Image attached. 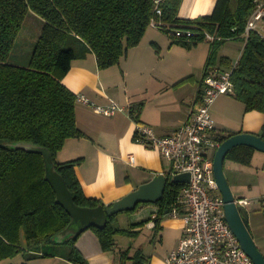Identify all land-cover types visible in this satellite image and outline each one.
Masks as SVG:
<instances>
[{"label": "trees", "instance_id": "1", "mask_svg": "<svg viewBox=\"0 0 264 264\" xmlns=\"http://www.w3.org/2000/svg\"><path fill=\"white\" fill-rule=\"evenodd\" d=\"M181 1L0 0V261L44 244L49 245L48 250L41 252L44 256H61L73 264H88L76 246L81 232L91 229L101 249L111 250L115 235H135L137 232L132 228L150 220L119 228L112 225L116 213L107 217L105 225L90 224L78 233L66 235L72 217L55 200V192L44 177L46 156L36 148L52 157L75 205L108 206L101 199L84 194L75 172L82 158L63 162L55 159L67 138L84 136L76 124V94L62 83V78L74 59L84 58L89 52L95 54L100 69L117 64L130 47L139 43L151 18L168 23L169 28L162 30L188 47L204 40V30L218 34L223 39L211 43L204 74L218 59L222 65L231 66L234 61L218 58L217 54L227 41L224 38L241 39L239 34L252 11L253 0H216L209 14L193 19L178 17ZM156 7L160 8V14H156ZM30 12L42 20L33 51L25 66L10 63V51ZM180 27H190L196 35L190 41L175 37L172 30ZM231 80L233 95L244 104V110L264 113V39L256 33L246 40ZM130 109L132 115L138 114L139 106ZM234 133L224 131L217 138L223 141ZM257 134L264 139V125ZM17 143L23 147H14ZM254 150L246 145L235 146L227 152L225 160L249 164ZM182 186L183 183L167 177L160 199L138 203L126 211L136 212L149 204L155 206L154 228H158ZM57 244H69L71 249L66 251ZM127 252L121 251L120 259ZM132 258L133 264L146 261L139 249Z\"/></svg>", "mask_w": 264, "mask_h": 264}, {"label": "crops", "instance_id": "2", "mask_svg": "<svg viewBox=\"0 0 264 264\" xmlns=\"http://www.w3.org/2000/svg\"><path fill=\"white\" fill-rule=\"evenodd\" d=\"M215 1L182 0L178 17L193 19L209 14ZM210 48L211 42L206 40L184 46L161 28L149 25L139 43L130 47L115 65L98 68L92 52L72 61L62 83L76 96L84 94L90 103L76 101V124L84 136L67 138L55 159L63 162L82 158L81 163L75 166V172L86 196L101 199L105 205H110L155 175L167 173L170 163L157 149L134 141L136 123L149 125L157 135L164 136L171 134L187 119L197 99ZM220 51L221 48L218 58L231 59ZM211 67L229 66L222 65L218 59ZM112 102L123 106V110L106 115L95 107ZM137 105L138 114L132 115L130 108ZM210 112L218 133L257 134L264 125V113L245 111L244 104L233 94L219 95L211 105ZM129 154L133 155V162L128 161ZM224 173L233 193L235 189L239 191L235 198L248 200L244 206L246 209L250 199H264V152L254 150L249 164L225 160ZM233 187L236 188L233 190ZM155 212L156 207L149 204L129 218L130 225L150 218L143 225L132 228L136 232L145 229L156 231V242L148 253L141 244L138 247L128 246V240L119 235H115L113 249L102 250L91 229L81 232L76 246L88 264H133L132 255L137 249L142 251L146 260L144 264H163L167 254L178 245L183 221L165 214L158 228H154L148 223L154 219ZM252 220L249 214L251 234L264 247V220L256 223ZM125 250L128 251L127 256L120 259V252ZM37 260L34 258L10 264H73L61 256L45 257L40 262Z\"/></svg>", "mask_w": 264, "mask_h": 264}, {"label": "built area", "instance_id": "3", "mask_svg": "<svg viewBox=\"0 0 264 264\" xmlns=\"http://www.w3.org/2000/svg\"><path fill=\"white\" fill-rule=\"evenodd\" d=\"M155 12L160 14V8L156 7ZM150 25L169 28L168 23L156 18H151ZM172 33L183 39L196 35L190 27L175 28ZM251 33L264 39V0H253L252 11L239 34L243 46ZM202 35L211 43L223 39L206 30ZM224 39L231 40L234 36ZM238 58L228 68L207 69L187 119L171 134L159 136L149 125L136 123L134 141L157 149L169 161L165 174L169 180L176 174H189V181L183 183L166 213L170 217L181 218L183 226L178 245L167 254L163 264H253L225 220L224 201L216 191L218 188L213 175V156L221 141L217 138L210 108L219 95L234 94L231 74ZM76 97L79 101L90 103L82 93ZM95 107L106 115L123 110V106L114 102ZM127 158L129 162L134 161L131 154ZM235 202L245 206L248 200L235 198ZM148 224L154 226L155 222L151 220Z\"/></svg>", "mask_w": 264, "mask_h": 264}, {"label": "water", "instance_id": "4", "mask_svg": "<svg viewBox=\"0 0 264 264\" xmlns=\"http://www.w3.org/2000/svg\"><path fill=\"white\" fill-rule=\"evenodd\" d=\"M246 145L264 152V139L252 132H237L221 141L213 156V175L216 186L224 201L225 220L236 235L241 247L252 259L253 264H264V255L256 245L249 227V214L242 205H237L235 196L231 190L229 182L224 173V161L227 152L235 146ZM14 147H23L21 144H14ZM46 156L44 177L55 192V200L71 215L72 222L78 224L77 231L69 228L66 235L80 232L85 226L90 224L105 225L107 217L121 211H126L135 207L141 202H153L163 195L167 177L164 173L155 175L147 182L140 184L125 196L114 201L107 207L97 206L93 208L79 207L72 200L70 191L67 189L64 178L55 169L53 159L44 150L36 148ZM172 181L187 183L188 173L176 174ZM71 222V223H72Z\"/></svg>", "mask_w": 264, "mask_h": 264}, {"label": "rangeland", "instance_id": "5", "mask_svg": "<svg viewBox=\"0 0 264 264\" xmlns=\"http://www.w3.org/2000/svg\"><path fill=\"white\" fill-rule=\"evenodd\" d=\"M41 26H42L41 18L38 15L34 14L33 12L28 13L25 20L23 21L19 34L10 51L8 62L22 66H25L27 64L31 56V53L33 51L38 34L40 33ZM220 48H221L220 51L221 53H224L228 55L231 59L236 60L243 48V41L242 39L227 40L222 44ZM235 188L236 187H233V190ZM216 191L218 192V190ZM234 192H235L233 193L235 194L234 196H237V194H239V191L236 189L234 190ZM247 209L249 214H251L252 216L253 223L254 222L256 223L258 220H264V199H256V198L250 199V205H247ZM132 213L134 212H127V211L118 212L112 220V225L119 228H130L131 221L129 218L132 215ZM70 227L72 230L77 231L78 224L72 222ZM155 232H156L155 230L149 231L145 229L141 232H137L135 235H127V234H117V235L121 236V238H126L129 242L128 246L132 245V247L133 246L138 247L141 244L143 246L142 247L143 250L146 253H148L156 242V240H154ZM135 238H137V240H135ZM254 241L258 246L259 250L264 255V247L262 243L258 240V238L257 241L256 239H254ZM57 245H61L62 248H66V251H69L71 249V245L69 244H57ZM48 246L49 245L43 244L38 247L26 248L25 251H22L21 253L17 254L14 257L6 258L0 264H10V262H14V263L24 262L25 260H30L34 258L38 259L37 260L38 262L43 261L42 258L52 257L46 255L44 256L42 255L43 253H41L43 250H45V248L46 250H48L47 249ZM55 247H60V246H55Z\"/></svg>", "mask_w": 264, "mask_h": 264}]
</instances>
